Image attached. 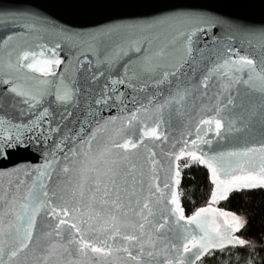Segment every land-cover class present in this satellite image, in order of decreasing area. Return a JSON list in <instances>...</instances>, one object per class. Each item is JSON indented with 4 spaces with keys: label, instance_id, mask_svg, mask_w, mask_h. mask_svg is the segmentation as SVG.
<instances>
[{
    "label": "snow or ice",
    "instance_id": "snow-or-ice-1",
    "mask_svg": "<svg viewBox=\"0 0 264 264\" xmlns=\"http://www.w3.org/2000/svg\"><path fill=\"white\" fill-rule=\"evenodd\" d=\"M44 2L45 0H21L11 19L0 18V25L11 23L31 30L38 16V12L33 10L42 11L40 5ZM171 2L174 6L165 11L174 12L175 15L167 16L162 21L127 26L142 32L161 23L173 22L181 26L176 37V39L181 37L184 39L180 62L175 66V71H164L162 78L156 81L157 84L163 83L169 76H177L180 68L194 62L193 37H197L198 34L206 35L212 27L217 25L244 27L241 24L229 23L216 15L211 6L215 0H171ZM2 12L3 0H0V13ZM118 31L119 28L103 30L90 34L87 40H83V43L88 45V50L97 54L95 61L97 71L92 72L91 76L78 75V73H81V69L83 73L91 71L84 65H90L92 61H80L79 57H76V65L72 66L70 63V66L57 76L52 66L55 65L59 69L63 61L58 58L55 49H45L41 45V51L38 53L22 49L19 51L10 49L5 53L3 46H7L13 37L8 36L3 41V46H0V165L10 158L9 150L27 146L29 142L39 143L52 139V133L60 131L62 122L75 118L73 111L69 109L80 108L82 100L89 109L92 105L98 106V111H103L104 108L111 109L117 103L124 104L125 94L119 91L117 85H127L135 89L137 85L132 83L133 79L140 81L145 75L154 77L160 65L151 57L143 61L139 72L132 71L130 76L129 66L125 64L123 77H120L119 72L116 73L117 78L112 77L119 51L114 49L111 54H105L101 58L95 42L100 41V46L106 47L107 41L102 37L112 40L113 33ZM61 34L66 39H74V36L67 33ZM260 35L264 39V30H261ZM56 47L59 48L60 45L57 44ZM136 51H140V48L137 47ZM231 51L229 49V52ZM46 52L52 55L46 56ZM157 55L163 56V50ZM101 65H106V68H101ZM29 72L40 75H29ZM63 73H68V76L66 77ZM100 77H104V81L97 84ZM214 77L224 81L221 87L225 92H228L233 85L242 84L247 89L245 95L259 94V106L253 104L252 110L245 115L247 110L243 102L237 104L236 97L229 93L224 108L233 105L241 108L242 112L235 119L228 120L227 131L241 132L247 129L249 134L258 131L264 137V59L258 63L256 59L249 56H238L237 59L226 58L222 63L214 62L210 67H206L199 81L200 86L208 88L209 81ZM82 80L84 83H81ZM146 86H148V80L144 79L139 90L143 91ZM187 95V88L183 90L177 88L173 96L156 106L157 111L162 113L165 107L173 103L182 105ZM239 95L238 89L236 96ZM139 111L140 109L135 110L127 118L129 125L137 119L136 113ZM215 111V117L202 120L200 123L209 126L214 124L215 134L219 137L225 128L220 117L223 109L218 106ZM89 114L95 116L96 111H90ZM57 116L61 123L53 128L51 124ZM111 119L114 123L115 117ZM237 120L240 121L239 125ZM160 122L159 119H154L152 126L145 125L143 136L137 140L132 139L131 135H126L122 141L104 143L102 147L98 144L97 151L93 153L92 143L97 140V133L108 123L105 121L104 125L94 129L86 139L79 141V152L75 148L69 150L72 156L83 157V160L79 161L78 172L81 182L77 188L81 200L84 199L85 190L90 194L88 204L90 214L87 215V219L70 216V210L66 206L67 201L64 205H57L49 196L46 184L41 180V177L51 179V172L55 171L53 166L58 163L55 151L47 154L51 158L46 159L36 180L32 181L31 186L22 195L20 185L25 183L24 180H18L15 194L9 195L8 190L0 194V264H28L29 253L35 256L34 264H54L57 245L67 250L66 245L60 241L52 242L53 237L61 236L67 244L80 245L78 250L85 256L90 251L104 257V264H113L114 252L123 254L124 264H146V258L147 264H197L206 255H215L217 251L224 252L226 245L244 247L247 242L233 235L244 226V221L228 212L218 211L211 205L227 200L234 192L264 190V143H261L259 147L249 146L209 154V151L200 148V144L208 145L211 150L212 141L202 139L199 135L200 129L197 128V136L191 140V148L185 141L178 152L169 153L168 174L162 185L158 182L157 165L163 168V164L154 159L156 157L154 151L146 158L151 165L150 180L152 182L148 185V197L141 203L136 196L138 191L143 192L144 172L141 170L137 177L138 161L133 157L139 154L133 153L132 150L144 145L145 138L161 140L162 133L158 131ZM46 124L47 128H45ZM257 124L259 128L256 127ZM82 131L83 128H81ZM78 136L79 133H74L71 137L65 136L56 145V149L63 151L62 145L65 141H75ZM163 139L167 140V137L164 136ZM114 149H121L123 153H114ZM257 154H259V163L256 162ZM67 155L65 154V159ZM114 155L127 163L121 166L119 159H112ZM184 158L188 159V162L184 164L185 168L191 167L192 163L205 166L211 174V183L214 186L211 191L210 205L199 209L187 219L180 206L179 195L173 188V185L178 187L181 183V168L178 162ZM36 171L35 169L31 172L26 170L25 175H32ZM69 171V167L63 168V172ZM0 175H3V171H0ZM37 181H40L39 184ZM97 193L101 194L99 201L101 206L98 211L93 206ZM71 195L75 197L76 191L73 190ZM51 196L56 197L57 193L53 191ZM153 197L156 204L164 201L166 205L174 206L169 211L175 216L177 225L180 221H185L186 225H195L202 234L197 235L185 228L187 235L177 234L172 237L171 228H169L168 233L158 235L154 239L151 229L159 233L161 229L169 225V218L161 215L163 222L149 220V217L154 216L153 209L150 207ZM166 197L169 198L165 199ZM59 199L64 198L59 197ZM125 199L127 203L124 202ZM20 200L23 201L19 204L21 211L17 212L14 205ZM42 211L45 216L51 215L56 219L52 231L43 234L49 237L45 243H41L42 237L37 239L34 236L37 217ZM128 211L133 213V217L139 216L140 219L129 218ZM209 214H214V217H230V219L224 220L223 230L220 227L210 229L206 218ZM5 216L9 219L5 220ZM64 217L70 218V228L75 229L79 238L70 231L65 236L59 230L61 225L69 223ZM94 218L96 222L92 223ZM77 219H80L81 223H77ZM109 221L111 227L107 226ZM89 231H98L100 236L86 239L85 235ZM96 240L100 241V246L96 245L94 242ZM109 240L112 241L111 244L108 243Z\"/></svg>",
    "mask_w": 264,
    "mask_h": 264
},
{
    "label": "water",
    "instance_id": "water-1",
    "mask_svg": "<svg viewBox=\"0 0 264 264\" xmlns=\"http://www.w3.org/2000/svg\"><path fill=\"white\" fill-rule=\"evenodd\" d=\"M20 3L21 0H3V12L0 13V18L10 20ZM173 6L174 4L171 0H45L40 5L42 11L33 10L38 12V16L34 20V27L31 30L11 23L0 25V46H3V41L8 36L13 37L7 46H3L5 53L10 49H16L17 51L22 49L38 53L41 51V45L45 49H55L58 58L63 61L59 69L55 65L52 66L57 76L61 75L63 70L70 66V63L75 66L77 63L76 57H79L80 61H92V64L84 65L85 68H90L91 71L83 73V69H81V73H78V75L91 76L92 72L97 71L95 63L97 54L88 50V45L83 43V40H87L90 34L111 28H119V31L113 33L112 40L102 37V39L107 41L106 47L100 46V41L95 43L98 46V54L101 58L105 54H111L114 49L119 51V57L112 71L113 78H117V72H119L120 77H123V66L125 64L129 66L130 76L132 71L139 72L143 61L149 57L154 58L160 65L154 77L145 75L140 81L133 79L132 83L137 85L135 89L127 85L116 86L119 91L125 94L124 104L117 103L111 109L104 108L103 111H98V106L92 105L91 109H89L82 100L80 108L69 109L73 111L74 119L69 118V120L61 123L57 116L52 121L51 127L53 128L58 123H61L60 131L52 133V139L39 143L29 142L27 146L9 150L11 152L10 158L0 165V171H3V175H0V194L5 190L9 191V195L15 194L18 180H24L25 183L20 185V194L22 195L31 186L32 181L36 180L39 170H41L46 159L51 158L47 154L55 151L56 159L58 160V163L53 166L55 171L51 172V179L41 177V180L46 184L49 196L55 200L57 205H64L65 201H67L66 206L70 210V216L87 219V215L90 214L88 207L90 194L85 190L84 199L81 200L79 189L77 188V185L81 182L78 172L80 168L79 161L83 160V157L80 155L72 156L69 150L75 148L79 152V141L86 139L94 129L104 125L105 121H108V123L101 128L97 133V140L92 143L93 153L97 151L98 144L102 147L104 143L116 140L122 141L126 135H131L132 139L137 140L143 136L145 125L152 126L154 119L161 121L158 131L162 133V139L145 138L144 145L132 150L133 153L139 154L133 157L134 160L138 161L137 177H139L141 170L144 172V189L143 192L138 191L136 196L141 203L148 197V185L152 182L150 180L151 165L146 158L154 151L156 153L154 159L163 164V168H160L159 164L157 165L158 182L162 185L164 178L168 174L169 153L178 152L185 141L188 142V147L191 148V140L196 138L197 128L200 129L199 135L202 139H210L212 141L211 150L208 145L200 144V148L209 151V154L215 151H233L249 146L259 147L261 143H264V137L258 131L251 134L248 133L247 129L241 132L235 130L227 131L228 120L238 117L242 109L233 105H228L226 109L224 108L230 93L236 97L237 104L243 102L247 110L245 115H247L252 110L253 104L257 107L259 106L258 93L245 95L244 93L247 89L242 84L233 85L228 92H225L221 87L224 81L215 77L209 81V87L206 89L199 84L206 67H210L214 62L222 63L226 58L237 59L238 56H249L256 59L258 63L264 59V39L260 35L261 30H264V0H215L211 6L216 15L229 23L241 24L244 27L237 28L228 24L217 25L212 27L206 35L198 34L197 37H193L192 55L195 57L194 62L191 65L185 64L180 68L177 73L178 79L177 76H169L163 83L157 84L156 81L162 78L164 71H175V66L180 62L182 56L181 47L184 39L182 37L176 39V37L181 26L173 22L161 23L143 32L127 26L162 21L167 16L176 14L165 11V9ZM62 32L74 36V39H66L61 34ZM174 40L175 43H173ZM57 44L60 45L59 48L56 47ZM137 47L140 48V51H136ZM229 49L232 51L229 52ZM161 50H163L164 55L158 56L157 54ZM51 55L50 52H46V56ZM101 68H106V65H101ZM63 74L66 77L68 76V73ZM29 75L39 76L40 74L29 72ZM144 79L148 80V86L141 91L139 89ZM103 81L104 77H100L97 84H101ZM81 83H84V81L82 80ZM177 88L181 90L187 88L188 90L184 103L182 105L173 103L165 107L162 113L157 111L156 106L164 102L168 97L173 96ZM238 89L240 95L236 96ZM218 106L223 109L220 112V117L225 125L219 137L215 134L214 124L209 126L200 123L202 120L215 117V110ZM137 109H140L136 113L137 119L129 125L127 118ZM90 111H96V115H90ZM113 117H115L114 123L111 119ZM237 124H240L239 120H237ZM47 127L48 125L46 124L45 128ZM210 127L211 130H209ZM256 127L259 128V125L257 124ZM81 128H83L82 132ZM74 133H79L75 141L66 140L62 145L63 151L56 149V145L65 136L71 137ZM164 136L167 137V140L163 139ZM114 153H123V150L114 149ZM65 154H68L67 159L64 158ZM112 159H119V157L114 155ZM256 162L259 163V154H257ZM126 163L127 161L119 159L121 166ZM65 166L70 169L68 173L63 172ZM33 169L37 171L32 175H25L26 170L31 172ZM209 175L211 179L210 172ZM39 182L37 181V184ZM173 188L179 195V186L173 185ZM73 190L76 191L75 197L71 195ZM53 191L57 193L56 197L51 196ZM59 197L64 199H59ZM96 197L97 199L93 206L98 211L101 206L99 203L101 194L97 193ZM167 198L169 197L165 199ZM22 202L20 200L14 205L17 212L21 211L19 204ZM124 202L127 203V200L125 199ZM150 207L153 209L154 216L149 217V220L163 222L161 215L169 218V225L165 229H161L159 233L155 229H151L154 239L158 235L168 233L169 228H171L170 234L172 237L177 234L181 236L187 235L185 228L189 232H195L197 235L202 234L195 228V225H186L185 221H180L179 225H177L175 216L169 211L174 207L173 205H166L164 201L156 204L153 197ZM73 208L75 211H71ZM191 216H185V218L187 219ZM128 217L134 220L140 219L139 216L133 217L131 211H128ZM206 218L209 221L208 226L210 229L220 227L221 230H223L224 220L230 219V217H214V214H209ZM4 219L7 220L9 217L5 216ZM64 219L69 221V223L61 225L59 230L65 236L70 231L79 238V234L76 233L75 229L70 228V218L64 217ZM76 222L81 223V220L77 219ZM95 222L94 218L92 223ZM55 224L56 219L51 215L45 216L44 211H42L40 216L37 217L34 236L37 239L42 237L41 243L47 242L49 237L43 234L51 232ZM82 226L85 225L82 224ZM107 226L111 227L110 221ZM121 230L123 231V229ZM94 236H100V233L98 231H89L86 233L85 238L91 239ZM57 241L65 244L67 250L57 245L54 264H104V257H100L90 251L87 256L83 255L78 250L80 245L75 243L67 244L63 236L52 238L53 243ZM94 242L97 246H100L99 240ZM108 243L111 244L112 241L109 240ZM34 247L36 246L34 245ZM237 247L226 245L225 250ZM207 256L209 255L205 257ZM112 260L113 264H124L122 253L114 252ZM34 262L35 256L29 253L28 264H34ZM200 262H197V264Z\"/></svg>",
    "mask_w": 264,
    "mask_h": 264
},
{
    "label": "trees",
    "instance_id": "trees-1",
    "mask_svg": "<svg viewBox=\"0 0 264 264\" xmlns=\"http://www.w3.org/2000/svg\"><path fill=\"white\" fill-rule=\"evenodd\" d=\"M180 179V205L186 217L210 205L213 186L205 167L198 163H192L188 168L181 167ZM211 207L242 217L244 226L234 235L247 243L244 247L209 255L198 264H241L248 257L251 264H264V190L234 192L227 200L218 201Z\"/></svg>",
    "mask_w": 264,
    "mask_h": 264
},
{
    "label": "rangeland",
    "instance_id": "rangeland-1",
    "mask_svg": "<svg viewBox=\"0 0 264 264\" xmlns=\"http://www.w3.org/2000/svg\"><path fill=\"white\" fill-rule=\"evenodd\" d=\"M53 69V68H52ZM53 71H54V69H53ZM188 162V159H184V160H182L181 162H179V164H180V168L181 167H184V164L185 163H187ZM230 213V212H229ZM230 214H232V215H235V214H233V213H230ZM235 216H237V215H235ZM238 218H240L241 220H242V217H239V216H237ZM235 233V232H234ZM235 236V235H234ZM249 259L248 260H246L245 262H242L241 264H251L252 262H251V258L250 257H248ZM222 264H227L226 262H224V263H222Z\"/></svg>",
    "mask_w": 264,
    "mask_h": 264
},
{
    "label": "flooded vegetation",
    "instance_id": "flooded-vegetation-1",
    "mask_svg": "<svg viewBox=\"0 0 264 264\" xmlns=\"http://www.w3.org/2000/svg\"><path fill=\"white\" fill-rule=\"evenodd\" d=\"M52 68L54 69V67H52ZM228 249H235V248H228ZM228 249H226V250H228ZM226 250H225V251H226Z\"/></svg>",
    "mask_w": 264,
    "mask_h": 264
}]
</instances>
